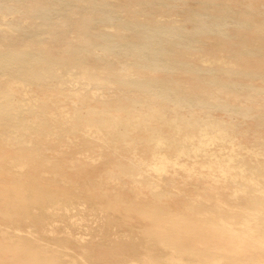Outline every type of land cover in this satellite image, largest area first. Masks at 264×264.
<instances>
[{
	"label": "bare ground",
	"instance_id": "1",
	"mask_svg": "<svg viewBox=\"0 0 264 264\" xmlns=\"http://www.w3.org/2000/svg\"><path fill=\"white\" fill-rule=\"evenodd\" d=\"M21 1L0 0V6L9 10L10 4ZM90 2L96 4L99 19H94L95 12L78 18L80 36L69 43L65 56L0 51V179L9 184L0 189V221L29 219L38 209L70 214L76 210L74 205H64L62 199L73 190L87 193L101 213L94 212L88 219L77 211L71 225L89 229L96 222L103 229L105 222L112 221L116 237L146 241L145 256L129 264H264V163L243 159L237 166L233 154L225 159L209 153L211 144L234 145L237 126L192 110L221 109L252 116L264 126V111L258 104L264 87L218 75L255 79L259 74L224 67L197 69L178 54L170 57L172 48L193 50L201 35L217 34L228 40V20L213 21L199 14L193 30L181 32L155 20L119 22L106 0ZM41 8L46 20L57 14L39 4L29 10ZM96 21L118 27L122 23V29L136 36L131 43H119L112 36L95 35V43L89 29ZM236 24L264 29V24H255L250 17ZM95 48L104 55L97 54L91 67L87 61ZM177 70L194 75L196 83L184 87L172 77ZM106 85L114 94L89 90ZM233 100L238 103L232 104ZM69 103L72 106L67 107ZM258 143L264 152V140ZM70 145L91 152L95 156L88 161L99 160L105 166L98 179L67 177L81 162L66 158L58 149ZM177 167L187 178L203 180L195 186V197L182 193L178 198L169 190L177 182ZM228 187L236 189L234 194H228ZM54 229L51 226L47 232L54 234ZM65 229L67 238L83 247L81 256L87 264L91 256L86 245L95 241ZM11 230L0 224V239L27 250L35 263L67 264L64 256L69 254L43 244L35 229ZM158 245L167 251L164 259L151 255L150 247Z\"/></svg>",
	"mask_w": 264,
	"mask_h": 264
},
{
	"label": "rangeland",
	"instance_id": "2",
	"mask_svg": "<svg viewBox=\"0 0 264 264\" xmlns=\"http://www.w3.org/2000/svg\"><path fill=\"white\" fill-rule=\"evenodd\" d=\"M55 1L22 0L19 3H9V10L2 9L0 6V51L10 49L28 50L35 52L39 57L51 55L56 57L65 56V49L69 43L80 36L78 35L79 32L75 23L78 18L85 14V12H95L94 19H99L96 14V4L90 2V0ZM106 1L108 2V9L118 18L119 22L134 23L139 21L148 23L155 20L161 25L178 28L181 32L192 31L193 26L197 23V15L199 14L207 15L213 21L216 18L227 19L228 25L225 27V31H227L228 40H224L217 34L201 35L198 42L194 44L193 50L172 48L170 57L178 56L189 63L191 67L197 69L224 67L243 71L250 70L258 73L259 76L255 79H243L238 75L230 76L227 74L222 75L221 73L218 75L227 81H235L247 85L251 83L264 87V29L259 30L253 25L241 28L236 24V21H239V19L242 20V18L250 17L255 24L262 26L264 24V0H159V2H153L152 4L149 0ZM36 4L50 8L56 11L54 14H57L53 15L50 21L46 20L42 8L30 12L29 8H32ZM12 5L14 6L11 7ZM98 23L97 21L93 22L89 29V37L95 43H97L95 35H109L112 36L111 38L114 41L119 43L124 41L131 43L136 36L135 33L122 29V23H120L119 27L117 24ZM97 54L98 56L104 55L102 50L95 48V54L90 56V59L87 61L89 66L95 65L94 59ZM110 59L117 62V65L121 67L122 63H120L121 61L118 58L111 56ZM204 74L205 72L201 73V75ZM162 75L164 74H159V76ZM172 77L180 81L184 87L192 86L196 83L194 75L188 72L177 70L172 73ZM89 90L91 92L98 91L101 95L114 94V89L110 85L99 88L90 87ZM258 101V104L262 105L264 111V94L261 98H258ZM231 103L238 102L233 100ZM70 106H72V103H69L67 107ZM254 109L256 110V107ZM192 110L200 116H210L237 126L234 145L223 142L211 144L208 146L209 153L216 154L225 159H228L227 156L233 154L235 157L234 165L236 164L237 166L241 164L243 159L250 164H256L257 162L264 163L263 148L258 143L259 139L264 140V126L259 125L256 118L252 116L244 117L239 113L231 115L221 109L194 107ZM77 143H79V140ZM240 143L246 149L241 148ZM72 146H58V149L66 158H78L81 161L77 164L76 169L67 173V177L71 181H93L98 173L105 170V166L99 160H95L93 163L88 161V157L95 156L91 152L84 151L77 146ZM96 150L99 149L97 148ZM203 160L204 158L197 159L199 162H203ZM187 162L193 163L191 160ZM177 170L179 174L177 182L169 190L176 194L178 198L181 197L179 194L182 193L189 197H195L197 195L195 186L203 184V180L197 176L187 178V174L183 170L179 167H177ZM3 181L5 183H2L0 179V189L9 188L7 180ZM225 190L228 194L232 195L236 189L228 187ZM70 193L71 195L68 198L62 199L64 205H74L76 210H72L70 214L62 211L61 215H53L47 210L38 209L37 213L33 214L29 219L1 220L0 224L10 227L14 230H11L12 232H15L16 228H20L25 232L31 228L35 229L38 232L39 238L44 242L43 244L59 247L61 252L66 251L69 254L68 256H64L67 264L86 263L81 256L84 253L83 247L75 240L67 238L65 234L66 227H69L76 237L80 234H85L86 238L90 240L89 242L95 241L93 245H86V248L90 250L91 256L88 260L89 264H129L132 259L142 260L146 254L143 248L146 241L132 237H116L113 234L115 228L112 221L105 222L103 229H101L103 224H97L96 222L91 224L89 229H77V227L71 225V217L77 211L83 212L89 219L94 212L97 214L101 213V209L87 193L73 190ZM177 197H175V203L180 205ZM51 226H55L54 230L56 232L54 234L47 232ZM150 249L151 255L155 259H164L167 256V251L159 245L151 246ZM0 264L41 263L32 261L27 250L20 247H11L0 239Z\"/></svg>",
	"mask_w": 264,
	"mask_h": 264
}]
</instances>
